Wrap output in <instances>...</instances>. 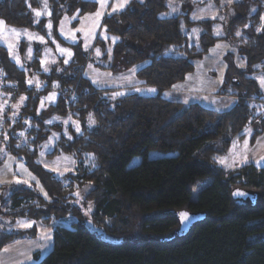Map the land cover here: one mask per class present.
I'll list each match as a JSON object with an SVG mask.
<instances>
[{
  "label": "trees",
  "instance_id": "obj_1",
  "mask_svg": "<svg viewBox=\"0 0 264 264\" xmlns=\"http://www.w3.org/2000/svg\"><path fill=\"white\" fill-rule=\"evenodd\" d=\"M231 5L236 14L220 36L213 32L214 19L193 21L188 13L163 16L167 0H133L105 16L106 34L119 39L95 40L101 57L111 56L110 65L100 66L124 71L140 64L135 70L137 83L156 89L148 95L131 92L112 99L111 89L94 86L83 75L91 51L86 53L56 33L63 15L91 11L93 1L47 0L51 15L36 21L32 9L41 8L42 1L0 0V20L6 25L46 36L51 22L53 37L72 50L68 63L59 58L45 71L39 47L20 67L0 43V90L13 99L26 98L17 116L6 118L7 110L3 112L0 144L23 160L48 194L45 198L35 185L18 184L0 195V248L11 240L34 236V226L7 227L16 218L49 222L80 215L70 202L73 191L82 190L91 204L92 222L125 240L103 241L78 221L54 226L52 247L35 264H264V165L219 164L232 140L244 136V128L256 127L251 140L264 132V113L257 111L264 94L254 77L264 74V28L256 31L264 16V0H236ZM193 29L200 31L193 34ZM218 40L232 42L243 61L242 68L232 54L225 56L226 84L218 94L234 96V104L217 111L196 101L165 98L162 92L183 80L193 70V61ZM32 77L41 87L26 83ZM51 88L58 91L56 99L44 108L42 97ZM89 113L96 121L91 127ZM53 117H70L78 122L80 132L72 123L55 122ZM52 132L57 137L45 156L65 154L75 161L74 171L63 176L37 163L41 144ZM152 150L163 155L149 157ZM136 156L139 161L128 166ZM234 187L257 190L260 206L251 208L234 200ZM182 209L206 217L185 235H175L174 212Z\"/></svg>",
  "mask_w": 264,
  "mask_h": 264
},
{
  "label": "rangeland",
  "instance_id": "obj_2",
  "mask_svg": "<svg viewBox=\"0 0 264 264\" xmlns=\"http://www.w3.org/2000/svg\"><path fill=\"white\" fill-rule=\"evenodd\" d=\"M43 3V6L37 10L42 12V15H48L47 9L44 8V0H40ZM93 1L95 3V7L91 11L83 12L82 14H77L76 19H71L74 14L72 15H63L56 26V33L58 37L61 38L63 41L71 44H78L80 48H82L86 53L90 52L88 56V61L84 65L83 75L94 85L100 88H107L111 89L113 93L123 92L125 93H139V94H152L153 92L147 91V89H155L154 87H150L149 85H145L146 87H135L136 89H144V91L137 92L136 89H133V85L137 82V78L135 76V70L140 64H137L129 69L124 71L118 70H111L107 68H103L100 64L103 65H110L111 60L103 59L101 57V53L99 56L96 54L97 47L94 46L95 40L97 38L107 39L109 38L110 41H113V37L108 36L105 32V27L103 25V19L105 16L115 13L118 11L123 10L128 4L133 0H128L125 7L123 9L117 10L115 12L112 11V5L117 4L120 0H108L107 7L104 9V15L100 18L99 26H96V18L94 15H91L100 8V4L97 0H88ZM236 0H232L231 3L228 0H167V10L162 14L165 17L177 15L179 13H188L189 19L193 21H199L203 19H213L212 13H216V18L214 19V26L213 32L215 34L216 30L218 29L223 35L226 23L228 22L229 18L234 16L236 13L233 10L232 3ZM223 3V6H221ZM171 4V8L169 7ZM211 4L212 7L208 8L207 6ZM175 8L176 11H172ZM203 8L205 9V14L203 15L202 19H192L193 13L197 15H201L199 10ZM249 13L253 12L254 8L249 7ZM41 15V16H42ZM40 16V17H41ZM223 16L224 19L221 20L219 17ZM33 17L37 21V18L33 12ZM65 17H68V20H65ZM53 27L48 29V33L51 32V35L47 33L46 36L39 35L35 31L27 28V27H14L8 26L6 24L0 25V43L3 44L8 52L10 51L9 46L11 45V52L12 55L10 56L16 62V57H19L20 63L23 64L29 60H31L33 56L34 49L39 47L41 50V61H45L44 65L41 64L42 70L45 68L49 69L51 64L55 63L59 58H61L64 62L65 60H69V56L67 53L63 55L58 51L57 46L64 49H69L72 53V50L67 45H61L58 41L53 37ZM11 29H16V32H12ZM94 29V32H93ZM26 30V31H25ZM63 32V34H61ZM87 34V35H86ZM29 35L33 37H43V42L39 39L32 38L29 39ZM75 35L76 39L73 41L71 37ZM216 35V34H215ZM220 36V35H216ZM54 41V42H53ZM86 45L87 50H86ZM50 51H46L49 50ZM230 53L232 54L236 64H243L241 61L240 55L237 53L235 45L228 41V40H218L216 41L205 53L201 58H198L193 61V70L188 73L185 78L176 84L173 87H180L185 91V96L183 93L181 99L183 101H188L189 99L192 101L199 102L201 105L205 107H209L211 109L221 111L222 109H227L230 106L223 105L218 103V90L221 87H225L226 81H224L225 71H226V60L225 56ZM10 55V54H9ZM29 55L31 58H29ZM54 61V62H53ZM243 68V67H242ZM110 73L111 75H107ZM256 74V73H255ZM264 75L262 73H257L254 77H258ZM124 77H129L131 82L128 80H124ZM221 79L223 82L221 83ZM33 84L37 85L36 77H32ZM94 80L100 81V83H93ZM258 81V80H257ZM259 83V82H258ZM2 81L0 79V85ZM39 87H41L39 83ZM223 89V88H222ZM264 94V89H262ZM55 94L53 100L47 99L50 94ZM58 91L55 88H51V90L42 97L43 107L45 108L49 103H53L56 99ZM162 95H165L162 93ZM227 96H232L229 94H225ZM12 95H8L3 93V90H0V105L3 106L2 111H0V116L3 117V112L6 110V118H12L17 116L20 108L22 106L21 97L19 96L17 99L11 98ZM119 96V95H118ZM234 97V96H233ZM235 98V97H234ZM6 101V103H5ZM13 105H19L18 109L14 108ZM225 106V107H224ZM257 106V105H256ZM259 112L262 114L264 113V101L260 103ZM15 113V115H13ZM89 115L87 117V120ZM52 121H57L63 124L72 123L74 128L76 125L73 122V119H51ZM67 121V123H65ZM257 124V123H256ZM1 127V122H0ZM2 128V127H1ZM246 128H251V134H247L245 132ZM243 129L242 133L244 134L243 137H235L231 145L223 157L225 159V163L219 164L222 166H227L229 163H232V167H238L235 165L236 153L240 154V157L247 156L248 163H253V159L257 158L258 160L264 155V132L259 136L255 137L254 140H251V135L253 129L256 128L253 125H249ZM52 132L50 136L41 144L40 152L38 156V160L43 168L52 171L51 169L56 168L59 172H63L64 174L68 172H73L75 164L72 163L74 160L70 155H55L53 157H46L45 154L52 148L57 134ZM245 139L248 140L247 150L244 149V141ZM237 140L238 144L234 147L233 141ZM45 144H48V147H43ZM0 148H2L0 144ZM3 149V148H2ZM43 152V155L41 153ZM163 153L158 151H149V157L161 156ZM15 158V159H13ZM68 158V159H65ZM139 156L133 157L129 162L128 166H132L139 161ZM257 161V160H256ZM247 163H241L239 166L244 165ZM22 165V167H21ZM48 165V167H45ZM256 165H264V162ZM255 165V166H256ZM66 168L72 169V171L65 172ZM26 170V171H25ZM55 175L58 176L57 172L52 171ZM35 177L25 166L22 159L9 154L7 152L0 151V195L6 193V191L15 185H18L15 181L17 179L23 181L28 180L29 184L25 185H35V187L40 191V185L37 186L36 178L35 180L31 179L29 176ZM23 184V183H20ZM87 189V187H86ZM85 189V190H86ZM41 192V191H40ZM42 193V192H41ZM79 193V195H76ZM73 205H76L79 208L80 215H72L68 214L66 216L52 219L49 222H43L41 220H30L26 218H16L13 220V224L7 223V227L12 229H21L17 226V221H33L34 224V236L32 237H21L18 239H14L9 241L8 243L4 244L0 248V264H35L37 260L41 259L45 254L52 247V231L54 226H65L68 227L72 222L78 221L79 223L83 224L87 229L95 233L101 240L106 241L108 243H121L125 240L122 237H114L106 232H104L99 226L94 224L91 220V204L90 202H86L84 200V195L82 190H75L73 191V199L70 202ZM8 220V219H7ZM48 232L51 235L50 240L42 239V234ZM31 257V259H27V257Z\"/></svg>",
  "mask_w": 264,
  "mask_h": 264
},
{
  "label": "snow or ice",
  "instance_id": "obj_3",
  "mask_svg": "<svg viewBox=\"0 0 264 264\" xmlns=\"http://www.w3.org/2000/svg\"><path fill=\"white\" fill-rule=\"evenodd\" d=\"M97 2L100 4V8H98L97 11H96L95 13L91 14V15H94V16H95V18H96V26L98 27V26H99V23H100V18L104 15V9L107 7L108 0H97ZM127 2H128V0H120L119 3L112 5V11L115 12V11H117V10L123 9V8L125 7V5H126ZM141 2H143V0H141ZM228 2L231 3L232 0H228ZM221 6H223V3H222ZM29 7H30V5H29ZM169 7L171 8V4H169ZM207 7H208V8H211L212 5L209 4ZM44 8L47 9V0H44ZM32 11L34 12V14H35V16H36L37 18H39V17L42 15V12H41L40 10L32 9ZM172 11H176V9L173 8ZM205 11H206L205 9L201 8V9L199 10V12H200L201 15H197L196 13H193L192 19H194V20H195V19H202L203 15L205 14ZM78 13H79V9L77 10V14H78ZM47 14L50 16V15H51V12L49 11ZM77 14H74L73 17H72L71 19H76V18H77ZM212 18H213V19L216 18V13H212ZM219 18H220L221 20L224 19L223 16H220ZM68 19H69L68 17H65V20H68ZM260 19H261V27H258V28L256 29L257 32H261L262 28H264V16H261ZM4 24H5V21L0 20V25H4ZM47 27H48L49 29H51V27H52L51 22H49V24L47 25ZM244 27L247 28L248 25L246 24ZM181 30H183V25L181 26ZM11 31H12V32H16V29H11ZM25 31H26V30H25ZM199 31H200L199 29H193V30H192L193 34H196V33L199 32ZM93 32H94V29H93ZM48 34H49V36H50V35H51V32H49ZM61 34H63V32H61ZM215 34H216V35H221V33H220V31H219L218 29L216 30ZM86 35H87V34H86ZM236 35L239 36V35H241V33L238 31V32L236 33ZM32 38L39 39V40L42 41V42H43V40H44L43 37H33L32 35H29V39H32ZM71 39H72L73 41H75V39H76L75 35H73V36L71 37ZM117 39H119V38H118V37H113V41H114V42H115V40H117ZM53 42H54V41H53ZM87 47H88V46L86 45V50H87ZM11 48H12V46L10 45V46H9V49H10L9 54H10V56L12 55ZM57 48H58V51H59L62 55H63L64 53H67L68 56L71 57L72 53H71V51H70L69 49L60 48L59 46H57ZM46 51H50V49H49V50H46ZM108 51H109V53H111V49H108ZM96 54H97V56L100 55V50H99V49L96 50ZM29 58H31L30 55H29ZM109 58L111 59V56H109ZM53 62H54V61H53ZM16 63H17L20 67H23V65L20 63V60H19V57H18V56L16 57ZM44 63H45V61L42 60V61H41V64L44 65ZM65 63H68V60H65ZM239 66H240V67H243L244 65H243V64H240ZM254 67H259V65H255ZM44 70L47 71L48 69L45 68ZM0 71H2V70H0ZM107 75H111V74L108 73ZM123 79H124V80H128V82H131V79H130L129 77H124ZM256 79H257L258 82H259L260 88H261V89H264V75L258 76V77H256ZM220 82L222 83L223 80L221 79ZM26 83H28V84H32V83H33V80H31V79H30V80H27ZM93 83H100V81H98V80H94ZM37 87H39V82H38V81H37ZM174 87H175V86H174ZM136 91H137V92H141V91H144V89H139V88H137ZM147 91L155 92L156 89H147ZM118 95H119V96H123L124 93H123V92L114 93L113 96H112V99H115L116 96H118ZM54 96H55L54 93H53V94H50L49 97H48L47 99H49V100H53V99H54ZM24 99H26V98H25V97H21V102H23ZM5 103H6V101H5ZM185 103H188V101L186 100ZM41 106L43 107V101H42ZM13 107L18 109L19 105H13ZM2 109H3V106L0 105V111H2ZM258 110H259V109H258ZM13 115H15V113H13ZM2 119H3V117L0 116V122H2ZM54 119H59V118H58V117H54ZM69 119H70V117H69ZM50 122H51V121H48V123H50ZM65 123H67V121H66ZM73 123L76 125V131H77V132H80V127H79L78 122H73ZM95 123H96L95 119L92 117V114L89 113V118H88V124H89V126L91 127V126L94 125ZM251 131H252L251 128H246V129H245V132H246L247 134H249V135L251 134ZM20 135L23 136V133H20ZM53 135L55 136L56 134H53ZM4 139H5V140L8 139L6 133H5ZM69 139H71V137H69ZM237 144H238V141H237V140H234V141H233V145H234V147H235ZM247 145H248V140L245 139V141H244V149H245V151L247 150ZM19 146H20V145L18 144L17 147H19ZM43 147L47 148V147H48V144H45ZM0 151H3V149L0 148ZM41 155H43V152L41 153ZM89 155H91V154H89ZM235 155H236V159H235V165H236V166H239V164H241V163H248V158H247L246 155L243 156V157H240V154H239V153H236ZM13 159H15V158H13ZM65 159H68V158H65ZM93 159H94V158H93ZM256 162H257V164H260V163L264 162V157H261V158H260L259 160H257ZM37 163H40V161L38 160ZM72 163L74 164L75 161L73 160ZM220 163H222V164L225 163V159L222 158V159L220 160ZM94 166H95V165H94V163H93V167H94ZM227 166H228V167H232L233 164H232V163H229ZM21 167H22V165H21ZM45 167H48V165H45ZM51 170L57 172L58 176H63V175H64L63 172H59V170L56 169V168H53V169H51ZM25 171H26V170H25ZM68 171H72V169H70V168H66V169H65V172H68ZM29 176L31 177V174H30V173H29ZM31 179L35 180V177H31ZM15 182H16L17 184H20V183H23V184H29V181H28V180H23V181H21V180L17 179ZM36 183H37V186L39 187V181H36ZM29 186H30V185H29ZM40 191L43 193V195L45 196V198H48V194H47V192H44L42 187L40 188ZM76 195H79V193H76ZM180 215L186 219L188 214H187V213H181ZM33 224H34L33 221H17V226H18L19 228H21V229H30V228L33 227ZM41 238H42V239H45V240H50V239H51V235H50L48 232H45L44 234H42V237H41ZM27 259H31V257L29 256V257H27Z\"/></svg>",
  "mask_w": 264,
  "mask_h": 264
},
{
  "label": "water",
  "instance_id": "obj_4",
  "mask_svg": "<svg viewBox=\"0 0 264 264\" xmlns=\"http://www.w3.org/2000/svg\"><path fill=\"white\" fill-rule=\"evenodd\" d=\"M236 81L235 78H232L233 83H237ZM231 196L234 200H241L251 208H257L261 204V194L257 190L234 187L231 190ZM181 213H187V218L182 217ZM174 214L178 220V228L174 232L175 235H185L193 224L202 221L206 217L203 212H190L187 209L177 210Z\"/></svg>",
  "mask_w": 264,
  "mask_h": 264
},
{
  "label": "crops",
  "instance_id": "obj_5",
  "mask_svg": "<svg viewBox=\"0 0 264 264\" xmlns=\"http://www.w3.org/2000/svg\"><path fill=\"white\" fill-rule=\"evenodd\" d=\"M133 86H134L133 89H136L135 87H142V88L146 87L144 85L138 84L137 82H135ZM150 87H152V86H150ZM155 92H153V93H155ZM162 93L165 94L163 96L167 99L185 102L181 99L182 94H179V93H183L185 96V91L183 89H181L180 87H173L172 86L171 88L164 90ZM217 99H218V103L223 104V105H228V106H232L235 102V98L233 96L218 95ZM188 102H192V100L189 99ZM222 110H225V109H222ZM262 157H264V155ZM256 160H258V159L257 158L253 159L254 165H256ZM256 166H263V165H256Z\"/></svg>",
  "mask_w": 264,
  "mask_h": 264
}]
</instances>
